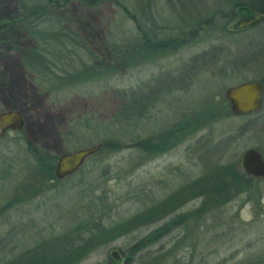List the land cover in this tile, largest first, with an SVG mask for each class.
I'll list each match as a JSON object with an SVG mask.
<instances>
[{"label": "rangeland", "instance_id": "rangeland-1", "mask_svg": "<svg viewBox=\"0 0 264 264\" xmlns=\"http://www.w3.org/2000/svg\"><path fill=\"white\" fill-rule=\"evenodd\" d=\"M24 1L31 5L35 0ZM66 1L61 8L51 6L48 16L62 18L64 28L85 41L89 50L77 49L67 54V69L79 73L84 65H94V69L99 67L107 74L72 82L63 77L64 80L47 84V75L30 70L23 63V55L37 48L36 42L19 25L4 30L0 27V113L15 110L24 122L22 131L8 130L0 136V208L21 193L14 208L5 216L0 212V262L59 234L66 227L64 216L77 219L82 205L88 202L99 208L109 207L102 210L101 218L106 226H112L168 200L186 184L218 166L235 165L239 171L240 157L249 148L259 149L264 156V99L260 112L211 123L166 154L147 157L130 147L134 137L140 135L139 139H143L161 131L181 114L196 109L207 97L222 101L227 87L247 81H263L264 86V22L234 33L236 22L246 14L235 10V19L225 30L202 29L194 42L176 54L129 68L123 59L113 56L110 48L129 46L128 38L135 33L121 7L112 1L93 8L85 5L87 0ZM118 1L134 13L137 0H130L131 5L130 1ZM213 1L197 0L195 5L203 10L212 7ZM20 10L17 0H0V23L18 18ZM122 17L123 28L119 29L117 20ZM210 51H215L216 58H205L193 67L188 75L191 85L187 83L185 89L165 95V101L159 102L150 116L128 134L118 125L108 127L124 103L116 91L149 83L154 87L157 80L152 95L168 93V83L175 85V71L192 57ZM145 125L148 128L144 129ZM115 136L127 148L103 154L99 156L101 160L89 157L85 161L86 190L80 191L75 178L57 186L46 183L32 198L22 190L36 171L25 139L55 157V165L64 152ZM203 199L186 202L172 213L170 219L192 217L187 226L136 255L132 264H264V180L253 186V192L225 205L205 206L197 216L195 211ZM162 223L143 226L108 241L77 264H106L112 252L121 257L115 262H121L130 246Z\"/></svg>", "mask_w": 264, "mask_h": 264}, {"label": "trees", "instance_id": "trees-1", "mask_svg": "<svg viewBox=\"0 0 264 264\" xmlns=\"http://www.w3.org/2000/svg\"><path fill=\"white\" fill-rule=\"evenodd\" d=\"M17 1L21 8L18 18L6 21L7 23H0V27L4 30L11 25H19L28 37L36 42L37 48L31 49L23 55V63L26 67L44 76L47 75L48 79L45 81L47 84L51 80H64L63 77L72 82L73 80L86 81L107 74V71L105 72L99 67H95V70L94 65H84L79 73L67 69L66 64L68 63L64 61L67 54L74 53L77 49L86 52L89 50L85 41L74 32L64 28L62 18L56 19L48 16L53 4L61 8L65 6L66 0H35L31 5H28L24 0ZM106 1H112L121 7V13L128 16L134 26L135 33L127 41L128 45L130 42L129 46L124 48L121 46L110 47L113 56L123 59L129 68L176 54L182 47L194 42L202 29L218 28L225 30L226 25L235 19V10L245 11L246 14L242 17L264 11V0H214L212 7L207 6L203 10L195 5L197 0H175V2L164 0V4L161 0H147L146 3H143V0H137L134 13L127 5L118 0H87L85 5L93 8ZM129 4L131 5V1ZM167 12L170 13L169 17L166 16L168 15ZM171 15H173L172 18ZM123 19L122 17L117 20V28H123ZM123 32L126 31L123 30ZM232 32L238 33L239 31L233 27ZM214 52H205L192 57L184 66L177 69L176 74H173L175 85L171 82L168 83V93L160 92L156 97L152 95L158 83L157 80L154 87L149 83L129 91H116L115 95L124 103L113 122L110 123L111 126L108 125V127L118 125L121 131L123 129L122 132L128 134L130 129L138 126L142 119H147L150 116V111L159 102L165 101V95L185 89L187 83L191 85L192 79L188 75L193 67L203 63L205 58H216ZM228 65L227 63L223 67L227 68ZM180 80L185 81V83L181 84ZM260 83L263 84V81ZM228 117H232V115L225 98L222 101H215L213 97H207L196 109L181 114L176 122L161 131L143 139H139L140 135L137 138L134 137L130 147L144 153L147 157L163 155L184 143L204 127ZM94 127L97 129L96 126ZM145 127L148 128L147 125L144 126V129ZM111 135L114 136L113 133ZM25 141L28 145V152L35 160L36 170L32 179L25 185L27 189L25 187L22 189L27 196L31 195V198L36 196L37 192L42 191L46 183L54 182L57 186L74 178L81 187L80 191L86 190L87 180H85V176L87 174L83 171L84 166L73 175L58 180L53 174L55 157L44 154L41 149L33 146L27 139ZM102 143L103 147L97 154L91 156L92 160H101L100 157L103 154L118 153L127 148L122 139L117 136L104 140ZM260 180L263 179H253L241 174L235 165L218 166L208 171L201 179L186 184L183 189L175 192L168 200L112 226H106L101 218L102 210L109 207L99 208L94 202L90 204L88 202L82 205L80 216L77 219L72 221L71 216L68 219H66L67 215L64 216L67 221L66 227L59 234L52 235L17 256L4 259L0 264H77L94 248L143 226L162 221L160 226L127 249L124 264H132L136 255L153 246L172 231L187 226L191 215L169 218L186 202L205 198L201 202V207L195 211V215L199 216L203 213L205 206L225 205L238 196L253 192V186L259 184ZM20 194L17 193L1 206L0 212L3 216L14 208L17 198L21 196ZM109 260L106 264H118L112 257Z\"/></svg>", "mask_w": 264, "mask_h": 264}, {"label": "water", "instance_id": "water-1", "mask_svg": "<svg viewBox=\"0 0 264 264\" xmlns=\"http://www.w3.org/2000/svg\"><path fill=\"white\" fill-rule=\"evenodd\" d=\"M264 21V11L254 12L250 16L241 17L235 24L236 31H243ZM224 97L228 102V108L232 117H242L256 114L261 111L264 99V86L260 82L247 81L227 87ZM23 120L21 114L15 110H7L0 113V136L6 131H21ZM103 143L98 142L89 147L80 148L71 152H64L58 156L53 174L61 180L76 173L85 161L97 154ZM239 172L253 179L264 180V156L257 148L245 150L239 161ZM111 257L118 261L121 259L117 252H112ZM124 264V260L118 262Z\"/></svg>", "mask_w": 264, "mask_h": 264}, {"label": "flooded vegetation", "instance_id": "flooded-vegetation-1", "mask_svg": "<svg viewBox=\"0 0 264 264\" xmlns=\"http://www.w3.org/2000/svg\"><path fill=\"white\" fill-rule=\"evenodd\" d=\"M52 6H55V4H53ZM252 115H253V114H252ZM21 117H22V116H21ZM22 120H23V119H22ZM23 126H24V122H23ZM22 130H23V128H22ZM22 130H21V131H22ZM19 132H20V131H19Z\"/></svg>", "mask_w": 264, "mask_h": 264}]
</instances>
